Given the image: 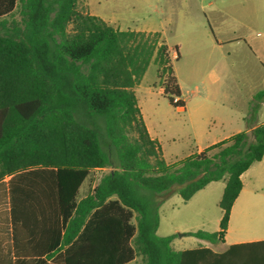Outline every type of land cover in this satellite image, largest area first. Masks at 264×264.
<instances>
[{
    "label": "trees",
    "instance_id": "1",
    "mask_svg": "<svg viewBox=\"0 0 264 264\" xmlns=\"http://www.w3.org/2000/svg\"><path fill=\"white\" fill-rule=\"evenodd\" d=\"M78 1L0 0V182L11 177L14 209L26 198L54 197L64 264H205L203 254L221 257L208 248L175 250L176 235L157 234L159 209L173 189L187 202L225 181L220 230L188 234L223 242L241 176L264 158V123L168 163L136 95L154 61L162 94L173 107L186 105L162 34L116 29L79 11ZM254 100L264 102V89ZM95 170L104 171L98 184L79 199ZM261 246L231 249L244 252L240 264H264Z\"/></svg>",
    "mask_w": 264,
    "mask_h": 264
},
{
    "label": "rangeland",
    "instance_id": "2",
    "mask_svg": "<svg viewBox=\"0 0 264 264\" xmlns=\"http://www.w3.org/2000/svg\"><path fill=\"white\" fill-rule=\"evenodd\" d=\"M218 6L222 8L220 3ZM229 7L235 12L230 15L216 14L211 18L209 15V22L204 13L198 14L188 9L182 0L78 1L79 11L99 16L116 29L150 30L162 34L170 49L171 63L183 91L186 110L171 106L162 94L158 65L154 61L150 63L136 95L152 134L161 141L163 157L168 163L184 159L198 145L212 142L210 139L206 141L204 135L195 137L192 122L199 125L204 120V132H214L221 122H225L220 121L218 108L229 106L235 99L237 110L246 111L249 95L262 88L264 69L261 63L264 64V60L248 62L243 46L231 45L233 43L222 48L218 46L220 39L230 29L237 27L235 31H241V7L231 1ZM256 104L257 101H251L250 110L254 115L257 113ZM203 108L207 109L204 114L201 111ZM258 117L263 121L264 113H259ZM97 124L103 127L102 121ZM235 129V126L227 129L225 126L223 131L228 135ZM103 172L91 173L79 189V199L91 193ZM261 175L263 178L264 171ZM224 187V181L213 182L188 202L183 201L173 189L160 206L157 234L160 237L176 235L172 241L175 250L196 247L198 239L188 235L190 232L219 230L217 219L221 215L219 202ZM255 196L264 200V181ZM255 210H259L258 205ZM137 262L141 263V259L138 258Z\"/></svg>",
    "mask_w": 264,
    "mask_h": 264
},
{
    "label": "crops",
    "instance_id": "3",
    "mask_svg": "<svg viewBox=\"0 0 264 264\" xmlns=\"http://www.w3.org/2000/svg\"><path fill=\"white\" fill-rule=\"evenodd\" d=\"M230 1L241 7L242 15L239 18L242 20L240 23L241 28H239L241 31H235L237 27L230 29V32L224 34L220 39L218 46L222 48L230 43H233L231 45L237 47L243 46L244 56L248 62H260L264 60V0H182V4L198 14L200 12L204 13L210 22L209 15L211 18V16H217L216 14L223 13V15H230L235 12L234 9H229ZM218 3L222 5V8L218 6ZM135 30L155 32L150 30ZM261 67L264 69V64L261 63ZM263 89L264 82L259 91ZM259 91H255L249 95L246 111L239 112L237 110L238 105L234 102L235 99H233L229 106L224 105L223 108H218L219 119L225 122H221L219 129L214 132L212 130L204 132V125L206 124L204 120L199 125L192 122L195 137L204 135L206 136V141L209 139L212 141L211 143L207 142L198 145L193 153L201 152L208 146L227 139L241 131L251 132V130L263 124L264 120L261 121L258 115L259 113H264V102L256 104L257 113L255 115L250 110L251 101L254 100L255 94ZM178 109L185 111L186 105L184 108ZM201 111L204 114L207 109L203 108ZM145 123L150 136L159 142L163 153L160 139L152 134L146 120ZM225 126L226 129L227 127L235 126L236 129L230 134L225 135L223 131ZM221 135L224 136L219 138ZM262 171H264V158L260 162L253 164L241 176L243 188L232 206L229 226L224 241L211 243L198 239L197 246L192 248H208L213 253L221 256L214 257L203 254L208 259L207 262L205 260V264H240L244 252L242 250L234 251L231 247L264 241V200L255 196L258 189H261L263 185L264 177L262 178ZM10 179L11 177H6L0 182V264H64L60 260V257L64 255L67 246L64 242L63 220L57 211L54 197L26 198L23 206H18L17 209H14ZM211 184L213 182L209 185ZM256 205L259 206V210H255ZM261 207H263V210ZM221 218L222 212L217 219L219 230ZM261 247L264 248V246Z\"/></svg>",
    "mask_w": 264,
    "mask_h": 264
}]
</instances>
